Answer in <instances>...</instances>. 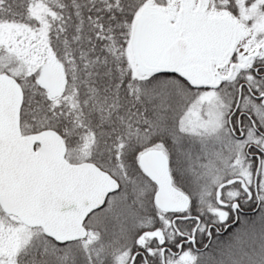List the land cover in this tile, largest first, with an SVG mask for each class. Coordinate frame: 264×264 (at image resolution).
<instances>
[{"label": "snow or ice", "instance_id": "snow-or-ice-1", "mask_svg": "<svg viewBox=\"0 0 264 264\" xmlns=\"http://www.w3.org/2000/svg\"><path fill=\"white\" fill-rule=\"evenodd\" d=\"M0 264H264V0H0Z\"/></svg>", "mask_w": 264, "mask_h": 264}]
</instances>
